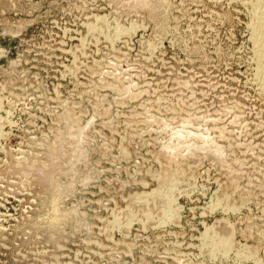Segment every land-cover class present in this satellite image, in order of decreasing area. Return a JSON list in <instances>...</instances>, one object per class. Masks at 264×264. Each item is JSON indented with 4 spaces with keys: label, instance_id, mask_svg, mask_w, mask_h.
Returning a JSON list of instances; mask_svg holds the SVG:
<instances>
[{
    "label": "rangeland",
    "instance_id": "rangeland-1",
    "mask_svg": "<svg viewBox=\"0 0 264 264\" xmlns=\"http://www.w3.org/2000/svg\"><path fill=\"white\" fill-rule=\"evenodd\" d=\"M263 8L0 0V264H264Z\"/></svg>",
    "mask_w": 264,
    "mask_h": 264
},
{
    "label": "bare ground",
    "instance_id": "bare-ground-1",
    "mask_svg": "<svg viewBox=\"0 0 264 264\" xmlns=\"http://www.w3.org/2000/svg\"><path fill=\"white\" fill-rule=\"evenodd\" d=\"M263 9H264V8H263ZM260 13H261V12H260ZM260 13H259V14H260ZM257 20H258L257 22H259V23H258L259 25H258V24H257V25L259 26L260 30H261V28L263 29V27H264V14L261 13V14L259 15V17H258ZM257 22H256V23H257ZM256 23H255V24H256ZM257 25H255V26H257ZM258 26H257V27H258ZM259 28H257V29L259 30ZM94 32H95V31H94ZM259 37H260V36H259ZM258 40H259V39H258ZM258 40H257V41H258ZM260 43H261V42H260ZM258 47H259V46H258ZM263 47H264V46L262 45L261 48H263ZM263 50H264V49H263ZM261 51H262V49L260 50L259 53H262L261 55H262V57H263V55H264L263 52H264V51H262V52H261ZM256 53H257V52H256ZM262 57H261V58H262ZM258 60H259V59H258ZM256 78H257V76H256ZM1 135H2V134H1ZM219 241H220V240H219ZM228 243H229V242H228ZM228 243H227V244H228ZM215 244H216V243H215ZM217 244H218V243H217ZM230 244H231V243H230ZM219 247H220V246H219ZM224 248H225V247H224Z\"/></svg>",
    "mask_w": 264,
    "mask_h": 264
}]
</instances>
